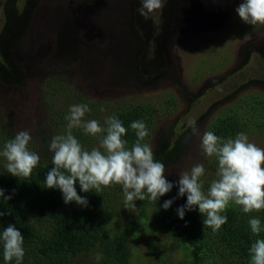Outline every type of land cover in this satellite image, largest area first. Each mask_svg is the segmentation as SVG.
I'll return each instance as SVG.
<instances>
[{"label": "rangeland", "instance_id": "rangeland-1", "mask_svg": "<svg viewBox=\"0 0 264 264\" xmlns=\"http://www.w3.org/2000/svg\"><path fill=\"white\" fill-rule=\"evenodd\" d=\"M240 2L164 0L145 20L140 0H0V151L28 131L29 149L52 167L49 144L66 134L69 106L88 103L85 119L102 127L111 111L145 106L146 142L166 178L176 185L202 163L207 192L218 161L201 155L205 131L232 121L236 129L219 137L243 132L264 148V26L244 24ZM73 135L86 150L99 146L82 129ZM5 164L0 157V175H11ZM105 189L121 196L110 236L125 240L129 257L104 256L97 246L72 264H250L212 239L202 251H169V236L150 227L149 205L126 209L121 186Z\"/></svg>", "mask_w": 264, "mask_h": 264}, {"label": "clouds", "instance_id": "clouds-1", "mask_svg": "<svg viewBox=\"0 0 264 264\" xmlns=\"http://www.w3.org/2000/svg\"><path fill=\"white\" fill-rule=\"evenodd\" d=\"M137 12L145 20L150 14L164 7V0H140ZM239 19L246 25L264 26V0H241L235 9ZM91 109L87 104L69 106L66 134L52 137L49 151L52 153V167L47 172L45 187L59 189L65 204L75 202L87 207L86 197L76 190L79 182L82 192L121 186L126 209H136L135 201L157 202L160 197L178 186V196L187 197L186 204L177 209L180 219L186 211L198 207L203 217L204 227L217 232L227 223L223 215L230 203L239 206L243 213L251 214L264 210V148L250 142L241 132L235 138L222 139L213 131H205L200 136L195 121H189L194 136H200L201 155L215 157L218 161L216 179L211 181L205 192L201 178L205 174L202 163H197L188 171L179 174L177 185L166 178L165 165L154 158L152 147L145 142L150 135L143 120L133 121L130 125L136 135L135 143L129 148L124 139L127 129L116 116L105 118L106 127L99 121L86 120V113ZM73 129H82L85 134L99 138V146L86 150L73 135ZM32 137L28 131L18 132L8 140L0 157L6 160V170L17 178H28L40 161V156L29 149ZM0 198L11 200L0 188ZM173 200H166L162 207L167 210ZM6 213L0 211V217ZM251 232L260 236L264 231L261 220L252 217L248 221ZM3 247V259L6 264L13 260L22 264L25 256L24 237L13 224H9L0 233ZM250 264H264V238L256 239L249 249Z\"/></svg>", "mask_w": 264, "mask_h": 264}, {"label": "trees", "instance_id": "trees-1", "mask_svg": "<svg viewBox=\"0 0 264 264\" xmlns=\"http://www.w3.org/2000/svg\"><path fill=\"white\" fill-rule=\"evenodd\" d=\"M149 114V108L145 106H129L111 111L106 117L114 115L122 121L127 129L124 139L131 148L136 141L135 132L130 127L131 123L143 120L149 129ZM234 129L236 128L232 121H222L213 132L217 136L227 137ZM47 166V163L39 161L28 178L0 175V188L4 189L5 196H12L8 201L0 198V211L6 213L0 217V233L9 224L15 225L22 232L25 250L22 264H72L74 259L87 254L97 246L103 247L104 256L114 252L122 261H127L129 254L125 240L110 236L112 223L119 214L116 205L120 202V194L117 195L105 188L100 192L93 190L85 193L76 183L78 194L87 198L88 206H79L75 202L65 204L59 189L45 187L46 175L51 169ZM166 200H173L167 210L162 207ZM186 200V196H178L176 186L157 202L148 199L139 201L143 207L148 205L151 207L150 227L169 236L170 240L166 244L169 251L180 248L202 251L212 239L220 248L231 254L250 258L251 244L256 239L264 238V231L258 237L251 232L248 223L250 218L256 217L261 220L264 228V210L245 214L241 208L226 209L223 215L227 216V223L217 232H213L211 228L204 227L205 217L199 213L198 207L193 211H186L184 219L179 218L177 209L185 205ZM117 239L119 243L116 242ZM0 264H6L2 244ZM10 264H15V261Z\"/></svg>", "mask_w": 264, "mask_h": 264}]
</instances>
